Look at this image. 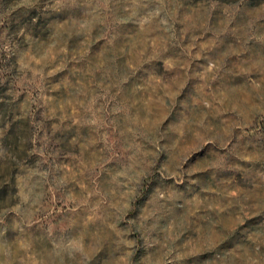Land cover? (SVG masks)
Instances as JSON below:
<instances>
[{
  "label": "rangeland",
  "instance_id": "1",
  "mask_svg": "<svg viewBox=\"0 0 264 264\" xmlns=\"http://www.w3.org/2000/svg\"><path fill=\"white\" fill-rule=\"evenodd\" d=\"M0 264H264V0H0Z\"/></svg>",
  "mask_w": 264,
  "mask_h": 264
}]
</instances>
